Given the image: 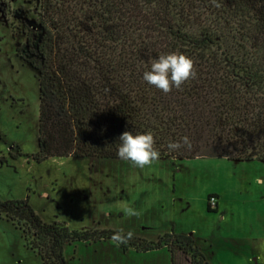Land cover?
I'll use <instances>...</instances> for the list:
<instances>
[{"label": "trees", "instance_id": "trees-1", "mask_svg": "<svg viewBox=\"0 0 264 264\" xmlns=\"http://www.w3.org/2000/svg\"><path fill=\"white\" fill-rule=\"evenodd\" d=\"M38 10L16 51L38 83L34 161L118 160L124 131L152 132L158 160L264 161V0H39ZM173 51L194 61L197 77L164 94L142 77L152 59ZM184 136L191 150L168 149ZM0 217L42 264H66L65 246L116 232L45 223L28 200H0ZM164 247L208 264L188 235L120 245L141 253Z\"/></svg>", "mask_w": 264, "mask_h": 264}, {"label": "rangeland", "instance_id": "rangeland-1", "mask_svg": "<svg viewBox=\"0 0 264 264\" xmlns=\"http://www.w3.org/2000/svg\"><path fill=\"white\" fill-rule=\"evenodd\" d=\"M38 9L39 0H0V200H28L45 223L76 231L123 228L147 241L188 235L208 264H264V182H257L264 181V161L156 160L139 168L120 159H32L38 83L16 51ZM209 195L216 197L218 206L209 203L215 212L207 211ZM126 204L141 215L126 217ZM64 258L66 264H191L165 249L124 252L111 240L73 243ZM0 264H42L4 217Z\"/></svg>", "mask_w": 264, "mask_h": 264}, {"label": "clouds", "instance_id": "clouds-1", "mask_svg": "<svg viewBox=\"0 0 264 264\" xmlns=\"http://www.w3.org/2000/svg\"><path fill=\"white\" fill-rule=\"evenodd\" d=\"M216 6L219 7L218 4ZM196 77L194 61L183 53L173 51L152 59L150 70L145 71L142 78L147 84L168 94L173 88L180 90L183 84ZM118 140L120 143L117 145V157L130 162L135 167L143 168L160 157L159 151L155 148L154 136L150 131L135 135L130 131H124ZM167 147L170 151H177L182 147L191 150L192 143L187 136H184L180 141H169ZM122 211L128 218H138L141 215L134 207L127 204ZM133 237L132 231L125 233L124 229L120 228L112 235L111 240L118 247L121 244H127Z\"/></svg>", "mask_w": 264, "mask_h": 264}, {"label": "crops", "instance_id": "crops-1", "mask_svg": "<svg viewBox=\"0 0 264 264\" xmlns=\"http://www.w3.org/2000/svg\"><path fill=\"white\" fill-rule=\"evenodd\" d=\"M217 206H218V203H217ZM107 241H110V240H107ZM102 242H105V241H102ZM97 243H101V242H97ZM162 249H165V250H168V252H170V254H171V256H173V258L176 260V255L178 254V255H183V256H185L181 251H179V250H177V249H174L173 250V252H171L168 248H166V247H164V248H162ZM159 250H161V249H159ZM155 251H158V250H155ZM150 252V251H149ZM174 254H175V256H174ZM187 257V256H186ZM187 259H189L188 257H187ZM206 259V258H205Z\"/></svg>", "mask_w": 264, "mask_h": 264}, {"label": "built area", "instance_id": "built-area-1", "mask_svg": "<svg viewBox=\"0 0 264 264\" xmlns=\"http://www.w3.org/2000/svg\"><path fill=\"white\" fill-rule=\"evenodd\" d=\"M209 203H210L212 206L215 207V205H216V203H217L216 198H214V197L210 198Z\"/></svg>", "mask_w": 264, "mask_h": 264}, {"label": "flooded vegetation", "instance_id": "flooded-vegetation-1", "mask_svg": "<svg viewBox=\"0 0 264 264\" xmlns=\"http://www.w3.org/2000/svg\"><path fill=\"white\" fill-rule=\"evenodd\" d=\"M112 241V240H111ZM79 243V242H78ZM82 243V242H81ZM91 243H97V242H91ZM70 246V245H69ZM66 247V246H65ZM120 247V246H119Z\"/></svg>", "mask_w": 264, "mask_h": 264}]
</instances>
